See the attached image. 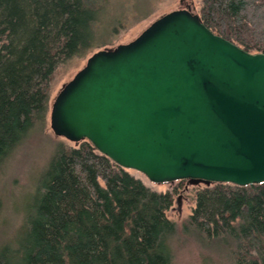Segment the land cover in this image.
I'll return each instance as SVG.
<instances>
[{"label":"trees","instance_id":"trees-1","mask_svg":"<svg viewBox=\"0 0 264 264\" xmlns=\"http://www.w3.org/2000/svg\"><path fill=\"white\" fill-rule=\"evenodd\" d=\"M129 1L0 0V177L45 128L57 69L111 45L129 15L120 21L108 9ZM198 14L213 33L264 54V0H202ZM129 171L87 140L59 142L20 230L0 244V264H173L182 237L227 264H264V183L205 184L179 228L167 213L181 186L158 192Z\"/></svg>","mask_w":264,"mask_h":264},{"label":"water","instance_id":"water-1","mask_svg":"<svg viewBox=\"0 0 264 264\" xmlns=\"http://www.w3.org/2000/svg\"><path fill=\"white\" fill-rule=\"evenodd\" d=\"M50 127L153 184H262L264 54L213 33L190 6L169 12L93 53L56 96Z\"/></svg>","mask_w":264,"mask_h":264},{"label":"rangeland","instance_id":"rangeland-1","mask_svg":"<svg viewBox=\"0 0 264 264\" xmlns=\"http://www.w3.org/2000/svg\"><path fill=\"white\" fill-rule=\"evenodd\" d=\"M132 1L125 9L116 5L108 9V16L114 14L116 19L120 20L126 14L129 15L125 25H129L124 30H120L117 35L111 36V45L104 48H114L121 44H127L137 39L154 21L161 16L190 6L196 13L201 8L202 0H135L132 8ZM133 6V5H132ZM154 10L150 15L138 22L132 24L131 17L142 16L147 13L151 7ZM119 17V18H118ZM108 17H106L107 19ZM132 24V25H131ZM108 36H103L102 41H107ZM91 52L87 57L74 60L64 66H60L53 78L50 90L49 109L46 117L45 128L36 131L23 143L5 165L0 177V244L11 242L20 230L23 223L24 211L37 189V182L44 169L46 168L56 145L59 142L68 143L75 146L63 138L56 137L50 127V113L52 104L62 89L80 71L86 64L87 59L96 51ZM136 177L141 178L146 185L158 192L173 191L175 186H181L174 195L173 207L167 215L174 221L179 228L187 221L195 207L196 193L203 189L204 183L189 184L188 181L181 183L153 184L144 175L136 171H129ZM174 261L173 264H227L221 260L212 251L203 248L192 238H181L173 243Z\"/></svg>","mask_w":264,"mask_h":264},{"label":"flooded vegetation","instance_id":"flooded-vegetation-1","mask_svg":"<svg viewBox=\"0 0 264 264\" xmlns=\"http://www.w3.org/2000/svg\"><path fill=\"white\" fill-rule=\"evenodd\" d=\"M182 2H184V0H182ZM187 7H189L188 4L186 5V7L182 8V9H186Z\"/></svg>","mask_w":264,"mask_h":264}]
</instances>
